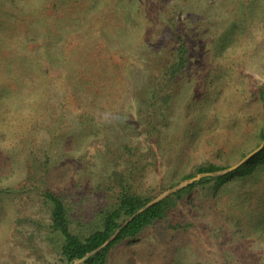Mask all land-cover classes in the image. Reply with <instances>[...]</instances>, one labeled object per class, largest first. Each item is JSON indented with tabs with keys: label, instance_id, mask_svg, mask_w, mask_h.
I'll return each instance as SVG.
<instances>
[{
	"label": "rangeland",
	"instance_id": "obj_1",
	"mask_svg": "<svg viewBox=\"0 0 264 264\" xmlns=\"http://www.w3.org/2000/svg\"><path fill=\"white\" fill-rule=\"evenodd\" d=\"M111 1L98 5L96 23L108 21ZM126 1L139 23L113 53L97 37L103 68L81 84L46 62L43 78L29 71L32 85L0 66V264H65L51 246L47 191L113 203L130 185L157 200L199 166L224 167L211 174L223 175L261 145L264 0ZM55 4L0 0V58L29 33L27 47L36 48ZM178 31L191 54L173 80L166 72ZM78 41L70 33L63 52ZM109 264H264V166L199 185L163 221L118 245Z\"/></svg>",
	"mask_w": 264,
	"mask_h": 264
},
{
	"label": "trees",
	"instance_id": "obj_2",
	"mask_svg": "<svg viewBox=\"0 0 264 264\" xmlns=\"http://www.w3.org/2000/svg\"><path fill=\"white\" fill-rule=\"evenodd\" d=\"M85 1L92 3L95 8L91 10L88 7H80L79 0H55L53 12L48 16L50 20L39 33L43 41L36 48L29 49L27 47L29 38L36 34L33 32L29 33L27 38H21L16 47L8 46L7 50L10 52L4 53L0 58L2 69L6 71L12 68L16 82L32 85V81L27 80L29 71H37L39 73L37 76L43 78L40 76L43 74L41 68L46 62L50 68L69 71V76L76 79L74 85H77L81 84L78 79L103 68V62L99 59L101 56L98 54L101 51L113 53L117 44L121 42L124 30L131 29L134 24L139 23L140 13L138 10L135 12L131 10V19L126 13V10H130L128 1L112 0L108 10L110 17L105 21L107 24L96 23L94 17L99 12L98 5L102 0ZM93 26L97 29L92 30L96 38L93 37L91 42L86 41L84 31ZM70 33L78 36L79 43L63 52V40ZM176 36L174 61L166 72L173 80L187 69L191 54L190 45L184 35L178 31ZM97 37L102 38L106 47L95 52ZM9 54L10 58H8ZM103 55L106 56L105 58L109 57L108 54ZM37 83L35 82L33 86ZM86 84L91 83L86 82ZM263 94L264 87L260 92L262 101H264ZM260 140L264 141L263 129ZM260 165L264 166V148L237 170L223 175L211 174L224 171L226 169L224 167L213 164L201 165L196 169L195 174H189L184 179L189 180L197 174L209 175L151 205L149 204L154 201L152 197L134 191L130 185L123 187L113 203L97 202L90 194H82L73 189L60 192L47 191L43 194V198L50 209L51 246L65 264H74L98 249L100 250L82 264H109L110 255L118 245L137 238L155 223L163 221L169 212L199 185L212 181L223 185L235 177L242 178L252 174ZM174 186L175 184L171 188ZM105 244L106 246L102 248Z\"/></svg>",
	"mask_w": 264,
	"mask_h": 264
},
{
	"label": "water",
	"instance_id": "obj_3",
	"mask_svg": "<svg viewBox=\"0 0 264 264\" xmlns=\"http://www.w3.org/2000/svg\"><path fill=\"white\" fill-rule=\"evenodd\" d=\"M263 148H264V141L261 143V145H260L257 149H255L254 151H252L251 153H249V154H248L245 158H243L238 164H236V165L230 167V168H229L224 174H226V173H228V172H232V171L237 170L239 167L243 166L247 161H249L252 157H254L256 154H258ZM207 175H209V174H200V175H198L197 177L188 180L187 183H186L185 185L180 186V187H177V188H173V189H171L166 195L160 197V198L157 199V200H154V201L151 202L149 205L156 203L157 201L161 200L162 198H164L165 196L169 195L170 193H172V192H174V191H176V190H179V189H181V188H183V187H185V186H187V185H189V184H192V183H194V182L199 181L202 177L207 176ZM149 205H148V206H149ZM105 246H106V244H105L102 248H104ZM102 248H101V249H102ZM99 250H100V249L94 251L93 253H90V254L86 255V257H84L83 259L78 260V261H76V262H77L78 264L83 263L87 258H89L91 255L95 254V253L98 252Z\"/></svg>",
	"mask_w": 264,
	"mask_h": 264
}]
</instances>
